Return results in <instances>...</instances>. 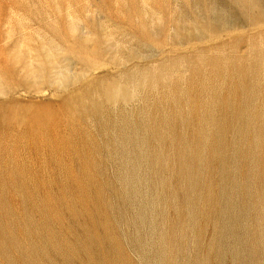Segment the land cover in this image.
Wrapping results in <instances>:
<instances>
[{
    "label": "rangeland",
    "instance_id": "1",
    "mask_svg": "<svg viewBox=\"0 0 264 264\" xmlns=\"http://www.w3.org/2000/svg\"><path fill=\"white\" fill-rule=\"evenodd\" d=\"M0 264H264V0H0Z\"/></svg>",
    "mask_w": 264,
    "mask_h": 264
},
{
    "label": "bare ground",
    "instance_id": "2",
    "mask_svg": "<svg viewBox=\"0 0 264 264\" xmlns=\"http://www.w3.org/2000/svg\"><path fill=\"white\" fill-rule=\"evenodd\" d=\"M259 62V61H258Z\"/></svg>",
    "mask_w": 264,
    "mask_h": 264
}]
</instances>
